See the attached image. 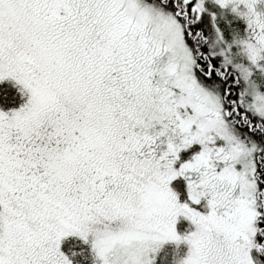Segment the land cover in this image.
Instances as JSON below:
<instances>
[{"label": "snow or ice", "instance_id": "1", "mask_svg": "<svg viewBox=\"0 0 264 264\" xmlns=\"http://www.w3.org/2000/svg\"><path fill=\"white\" fill-rule=\"evenodd\" d=\"M0 264H264V0H0Z\"/></svg>", "mask_w": 264, "mask_h": 264}]
</instances>
